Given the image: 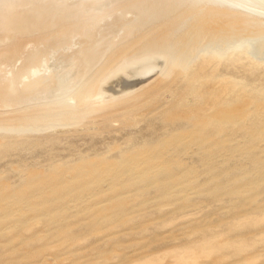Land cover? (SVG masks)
Wrapping results in <instances>:
<instances>
[{
  "label": "rangeland",
  "instance_id": "rangeland-1",
  "mask_svg": "<svg viewBox=\"0 0 264 264\" xmlns=\"http://www.w3.org/2000/svg\"><path fill=\"white\" fill-rule=\"evenodd\" d=\"M184 28L143 80L0 109V264H264V35Z\"/></svg>",
  "mask_w": 264,
  "mask_h": 264
},
{
  "label": "bare ground",
  "instance_id": "bare-ground-1",
  "mask_svg": "<svg viewBox=\"0 0 264 264\" xmlns=\"http://www.w3.org/2000/svg\"><path fill=\"white\" fill-rule=\"evenodd\" d=\"M263 20L264 0H0V43L8 45L3 51L9 55L0 61V109L26 105L30 99H49L58 87L61 94L70 93V97L57 106L68 108L87 92L95 73L94 85L116 71L128 74V69L134 73L137 69L142 80L155 72L161 62L145 61L149 60L145 56L158 53L168 57L167 41L178 32L185 34L180 29L187 24L194 32L209 26L231 36L247 32L260 38L264 35ZM177 38L174 42L184 37ZM140 53H147L140 57L145 61L141 67L133 66L135 62L126 70L120 68ZM121 83L116 86L124 87ZM107 93L108 98L115 92ZM23 112L20 109V115Z\"/></svg>",
  "mask_w": 264,
  "mask_h": 264
}]
</instances>
